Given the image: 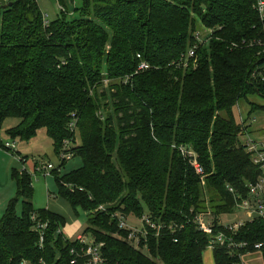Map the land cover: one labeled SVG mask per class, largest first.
<instances>
[{"label": "trees", "instance_id": "trees-1", "mask_svg": "<svg viewBox=\"0 0 264 264\" xmlns=\"http://www.w3.org/2000/svg\"><path fill=\"white\" fill-rule=\"evenodd\" d=\"M39 2L0 0V144L9 119L19 121L6 131L12 140L29 143L45 130L58 156L71 142L82 167L51 175L74 213L87 214L84 233L104 244L107 264H204L210 237L196 219L206 214L214 234L248 244L216 246L215 264H242L256 251L264 261V217L235 236L221 226L263 174L246 150L247 123L235 117L240 101L264 98L258 0H82L73 12L57 0L64 11L49 26ZM201 26L212 31L206 44L195 39ZM141 62L149 69L138 71ZM250 105V116L264 110ZM13 179L16 197L0 217V264H71L66 219L36 210L28 172ZM33 215L48 223L43 247ZM121 216L184 229L158 237L151 230L145 254L127 242Z\"/></svg>", "mask_w": 264, "mask_h": 264}, {"label": "rangeland", "instance_id": "rangeland-1", "mask_svg": "<svg viewBox=\"0 0 264 264\" xmlns=\"http://www.w3.org/2000/svg\"><path fill=\"white\" fill-rule=\"evenodd\" d=\"M66 1L72 12L75 8H80L82 6V0ZM39 6L43 15L46 16V19L49 23L55 21L59 17V5L57 0H41L39 2ZM250 104L264 107V98L258 95H254L249 97L248 101H240L235 112V117L238 122L241 121L247 123L246 126L248 127V130L250 132L248 139L256 140L258 142H264V110L259 109L250 116ZM18 123L19 121L15 119L7 120L4 124V130L2 132V142H9L16 145V150L13 151L14 153H11V156L13 158L15 157L16 160L14 159V162L17 161V165H13L15 168H17V171L19 173H21L24 168L28 170L30 177L32 178V184L34 188L33 203L36 210H49L64 217L67 223L61 231L67 240H75L77 235L84 233L88 227L89 223L87 220V214H85L82 210H78V215H76L69 204L59 196L56 181L51 175L53 171H49V175H46L44 173H36L35 167H44L51 164L56 169H58V171H60V174L62 176H64L67 173L79 170L82 167L83 162L81 158L76 157L67 162L66 165L61 168V159L55 153L53 142L47 136L45 130L39 131L37 137L29 143L22 142L19 139L12 140L6 134V131L16 126ZM78 144H80V141ZM24 159L27 161L26 163H24ZM10 163H3L0 169L1 180L7 182L4 184L5 193L2 196V198L4 197L3 199L5 200L1 201L0 199V217L5 213L10 201L16 197L14 183L12 184L11 180L9 181L8 174L6 178H4L3 176V169L7 165H10ZM8 183L14 187V190H12L11 188L6 189L7 186L5 185H8ZM12 191H14V196H11L13 198L8 200L7 198L9 197V195H11ZM16 211L18 215H21L22 202L18 203V205L16 206ZM244 218V213L236 212L231 216L223 215L221 221L223 222V224H227L230 221H238L239 219ZM208 219H210V215L206 214L202 216L201 221H203L204 224H207ZM138 224H140L139 219L134 217L129 218L128 225L137 226ZM209 252L210 250L208 249L205 255H207ZM241 258L243 264H264L262 253L260 251L245 253Z\"/></svg>", "mask_w": 264, "mask_h": 264}, {"label": "built area", "instance_id": "built-area-1", "mask_svg": "<svg viewBox=\"0 0 264 264\" xmlns=\"http://www.w3.org/2000/svg\"><path fill=\"white\" fill-rule=\"evenodd\" d=\"M255 9L258 11L261 19L264 21V0H258ZM59 10L64 11L61 5H59ZM44 21L45 26L50 25V23L46 19V16H44ZM201 29V31L195 33V39L200 44H206L209 41V37L211 36L212 31L202 26ZM194 56L195 48L191 49L187 54V59L184 67L187 66V60ZM138 57L140 58V56ZM148 69L149 65L146 62H141L138 71H145ZM257 73L258 72L253 73V79H260L258 78ZM75 128L76 125L72 124L71 129L75 131ZM245 146L247 152L251 155L254 164L261 167L263 174L255 184L249 186L250 192L248 198L242 199L241 196L237 198L236 212L244 213L245 218L239 219L238 221H230L227 224H223V222L221 221V226L225 228V231L233 234V236H235L239 232V230L245 226L246 223L264 217V142H258L256 140L248 139L245 143ZM0 150L13 152L14 150H16V145L9 142H2V145L0 144ZM188 157L190 159V164L194 168L197 175L204 176V168L199 163L197 156L193 152H189ZM59 158L61 159V163L64 161L69 162L73 159V154L71 153V142H64L63 150L59 154ZM23 161L24 163H26V160ZM35 169L34 170L36 173H44L46 175L50 174L49 171L52 172L58 170L51 164L44 167L36 166ZM23 171L28 172V170L25 168L22 170V172ZM229 191L231 193H234L232 189H229ZM201 220L202 216L196 219V223L198 224L199 229L210 237L208 246V249L210 251L213 252L216 246H227L229 250L245 249L248 247L247 243L235 242L233 238L229 237L225 232L214 234L211 227L212 225L211 223H209V220L207 224H204V222ZM31 222V230L39 235L40 245L41 247H43L45 232L48 228V223H44L36 215H33L31 217ZM119 224L120 229L127 230L129 233L127 242H129V244H131L136 249L141 250L145 254H148V248L146 245L141 248V241L147 240L148 236L151 234V230L154 231L156 236L158 237L164 229H167L172 234H175L178 231L181 232L184 229V226H178L172 223L168 225L166 223H157L147 217H143L142 219H140V224H138L137 226H130L128 225V220L121 216ZM174 242H177V240L174 239ZM74 243L75 245L71 248L70 251L72 257L71 264H107V260L103 254V243H97L91 236L85 233L78 234L76 239L74 240ZM261 247V245H257L255 246V249L259 250L261 249ZM23 264L27 263L24 262ZM42 264L45 263L43 262Z\"/></svg>", "mask_w": 264, "mask_h": 264}, {"label": "crops", "instance_id": "crops-1", "mask_svg": "<svg viewBox=\"0 0 264 264\" xmlns=\"http://www.w3.org/2000/svg\"><path fill=\"white\" fill-rule=\"evenodd\" d=\"M11 153L12 152L5 151V150H0V169H1L3 163L8 164V163L11 162L10 165H7L3 169V176H4V178H6L7 174L9 175V181L11 180L12 184L14 183L15 190H16V193H17L16 182L13 179V172L17 171V168H15L13 164L17 165V161L14 162L15 157L13 158L11 156ZM19 154H20V152H19ZM12 160H13V162H12ZM5 183H7V182L6 181L5 182L2 181L1 178H0V199H1V201L5 200V199H3L4 197L2 198L3 194L5 193V190H4V184ZM9 183H8V185H5V186H7L6 189H10L11 188L12 190H14V187L12 185H10ZM13 194H14V191L11 192V195H9V197L7 199L10 200L11 198H13V197H11V196H14ZM0 211H1V208H0ZM204 264H215L214 263V259H213V252L212 251H210L207 255L204 254Z\"/></svg>", "mask_w": 264, "mask_h": 264}]
</instances>
